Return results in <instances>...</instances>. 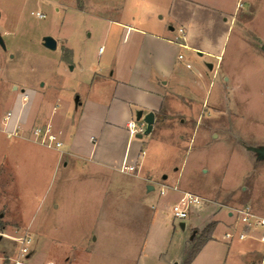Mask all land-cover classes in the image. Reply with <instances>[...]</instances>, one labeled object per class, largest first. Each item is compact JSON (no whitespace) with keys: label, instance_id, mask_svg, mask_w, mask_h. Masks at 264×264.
<instances>
[{"label":"crops","instance_id":"1","mask_svg":"<svg viewBox=\"0 0 264 264\" xmlns=\"http://www.w3.org/2000/svg\"><path fill=\"white\" fill-rule=\"evenodd\" d=\"M159 4L150 5L149 0H86L82 9L76 7L78 12L96 19L101 45L89 65H80L82 74L76 90L84 85L86 96L74 91L73 114L66 110L56 116L58 104L52 105L49 111L44 100L35 101V94L42 90L44 82L35 84V81L0 74V184L7 174L17 183L19 171H24L31 172L32 186L46 191L56 183L57 188L66 192L78 187H93L97 190L98 218L107 215L110 219L118 198L130 202L129 219L136 223L132 233L141 236L135 264H184L193 233L212 222L216 223L212 237L190 264L259 263L264 248L254 242L258 240H239L236 233L244 228L239 210L249 207L264 216V200L250 195L247 204L240 208L223 195L205 194L202 206L193 210L185 222L179 223L181 230H177L172 205L184 191L199 189L190 183L182 186L175 174L171 182L170 170L145 165L144 143L134 139L129 130L128 123L135 115L138 117L140 111L143 119L154 112L148 140L150 153L158 156L166 148L185 147L192 127L188 120L195 118L198 124L207 113L201 107L202 96L190 90V82L203 92L209 85L193 78L189 70L192 61L190 57L186 60L181 49L216 58V63L205 61L215 76L233 24L231 19L228 25H222V18L228 21L223 16L226 12L200 0H171L169 5ZM162 12L173 17L164 24L150 22V14L157 13L158 18H163ZM180 28L184 29L183 34ZM59 34L45 31L37 48L43 53H49L43 47L55 50L44 43L46 36H53L57 47L59 41L62 47L56 57L71 64L73 48L69 39ZM66 50L69 52L67 58L64 57ZM76 67L74 64L70 69ZM12 79L28 86L30 98L27 102L19 93L14 98L13 92L19 85H10ZM7 98L9 104H6ZM205 103L204 100L203 105ZM39 120L53 125L64 143L62 148H50L34 140L32 130ZM125 160L135 164L136 170L121 171ZM163 186L167 187L165 195L160 194ZM36 195L41 198V191ZM52 206L59 207L56 202L50 203L49 209ZM27 226L32 227V224ZM227 232L235 236L229 239ZM92 250L90 244H85L78 252L86 256ZM69 258L78 259L76 256L64 259L68 262Z\"/></svg>","mask_w":264,"mask_h":264},{"label":"rangeland","instance_id":"2","mask_svg":"<svg viewBox=\"0 0 264 264\" xmlns=\"http://www.w3.org/2000/svg\"><path fill=\"white\" fill-rule=\"evenodd\" d=\"M200 1L226 12L223 16L228 21L222 18V25H228L233 19L217 75L214 76V71L205 63L207 59L216 63V58L181 49L186 60L190 57L192 61L189 70L191 75L194 74L193 78L209 85L203 92L190 82V90L194 89L195 95L202 96L201 107L207 113L198 124L195 118L188 120L192 127L183 148L169 147L163 154L154 156L149 151L151 134L133 138L144 143L145 165L170 170L171 182L175 174L182 186L190 183L199 189L191 192L202 197L205 194L223 195L241 208L247 204L250 195L264 200V157L256 151L264 145V1ZM149 2L150 5L159 2L165 6L171 0ZM85 4L86 0H0V33L6 44V49L0 46V74L35 81V84L44 82V87L40 86L42 90L35 94V101L44 100L47 110L58 104L56 116L66 110L73 114L71 102L82 74L80 65H89L101 45V31L96 19L76 10ZM37 11L44 12L45 17L39 18ZM162 13L163 18H158L157 13L150 14V22L164 24L173 17ZM174 25L177 26L175 22ZM45 31L53 35L60 33L69 39L73 48L71 64L56 57L62 50L61 41L55 50L43 47L49 53L39 51L37 45ZM64 57H69L67 50ZM74 64L77 67L71 70L70 66ZM9 82L19 85L13 92L14 98L19 93L27 102L30 98L28 86L14 79ZM79 89L85 97L84 85ZM9 103L7 98L6 104ZM6 104L3 107L6 108ZM134 120L138 121L137 115ZM30 176L31 172L19 171L16 183L7 174L4 185L0 184V221L5 224V228L0 227V232L6 234L0 235V256L15 254L18 246L12 237L27 228L34 236L32 263L135 264L141 236L132 233L136 223L129 219L130 202L118 198L111 218L107 215L98 218L95 188L78 187L66 192L57 188L56 183L46 191L32 186ZM37 191H41V198L37 197ZM53 202L59 207L49 209ZM174 224L181 230L178 222ZM254 242L264 248V243ZM85 244L93 247L87 257L78 252ZM66 256L78 259L69 258L67 262Z\"/></svg>","mask_w":264,"mask_h":264},{"label":"built area","instance_id":"3","mask_svg":"<svg viewBox=\"0 0 264 264\" xmlns=\"http://www.w3.org/2000/svg\"><path fill=\"white\" fill-rule=\"evenodd\" d=\"M36 15L39 18L45 17V13L42 11H37ZM179 32L183 34L184 29L180 28ZM180 58H183V55H180ZM27 97L28 96L25 95V98ZM11 114V112H8V116H11ZM128 127L131 134L138 137L139 135L145 134L148 123L143 118H140L138 121H130ZM32 136L36 142L50 148L60 149L64 145L50 122H38L32 130ZM120 169L121 171L133 172L136 170V165L125 160ZM166 193L167 187L163 186L160 189V194L165 195ZM203 202V197L199 194L191 191H184L180 195L178 201L172 205V215L174 220L178 223L185 222L191 215V212L202 206ZM239 214V220L244 228L236 233L237 238L239 240L256 239L261 243H264V216L253 212L249 207L240 209ZM255 232H258V234ZM0 235L4 236L6 234L0 232ZM234 236L235 234L233 232L226 233V237L229 239ZM12 238L16 241L18 248L13 256L6 254L0 256V264H35L31 262L34 241V236L31 231L24 228L17 237ZM45 264L52 263L47 262ZM259 264H264V251Z\"/></svg>","mask_w":264,"mask_h":264},{"label":"trees","instance_id":"4","mask_svg":"<svg viewBox=\"0 0 264 264\" xmlns=\"http://www.w3.org/2000/svg\"><path fill=\"white\" fill-rule=\"evenodd\" d=\"M0 227L5 228V224L0 221ZM216 227V223L212 222L208 224L203 230L196 231L191 237L192 245L189 250V254L184 260V264H190L196 254L200 251L204 243L212 237V233ZM199 232V234H198Z\"/></svg>","mask_w":264,"mask_h":264},{"label":"water","instance_id":"5","mask_svg":"<svg viewBox=\"0 0 264 264\" xmlns=\"http://www.w3.org/2000/svg\"><path fill=\"white\" fill-rule=\"evenodd\" d=\"M44 43H45V45L48 48H51V49H56V47H57V40L53 36H46L44 38ZM0 45L3 48H6V44H5V41H4L1 33H0ZM141 116H142V112L140 111L138 113L137 119H140ZM144 120L148 123V127H147V130H146L145 134H149L152 131L153 123H154V120H155L154 112L148 113L145 116ZM138 137L142 138L143 135H139ZM256 151L259 153V155H261L262 157H264V147L257 148ZM182 226H184V224H182Z\"/></svg>","mask_w":264,"mask_h":264}]
</instances>
